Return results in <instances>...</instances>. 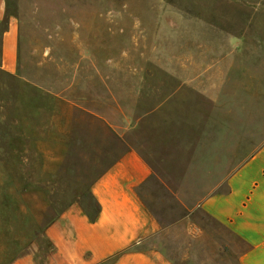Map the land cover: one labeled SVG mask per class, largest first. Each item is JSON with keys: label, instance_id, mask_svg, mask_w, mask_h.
Returning <instances> with one entry per match:
<instances>
[{"label": "rangeland", "instance_id": "rangeland-1", "mask_svg": "<svg viewBox=\"0 0 264 264\" xmlns=\"http://www.w3.org/2000/svg\"><path fill=\"white\" fill-rule=\"evenodd\" d=\"M5 2L19 63L0 76V259L31 242L43 253L63 203L92 208L91 182L125 149L109 115L134 123L154 172L143 196L172 224L145 246L238 264L244 245L199 205L264 145V0Z\"/></svg>", "mask_w": 264, "mask_h": 264}, {"label": "crops", "instance_id": "crops-1", "mask_svg": "<svg viewBox=\"0 0 264 264\" xmlns=\"http://www.w3.org/2000/svg\"><path fill=\"white\" fill-rule=\"evenodd\" d=\"M18 63L19 24L0 0V76L15 77ZM29 93L45 95L43 99L51 94L36 86ZM106 117L105 124L125 149L89 186L97 205L95 218L76 201L63 203L66 208L44 227L47 249L40 253L31 242L6 264H178L159 248L145 246L172 224L161 226L143 196L154 172L147 156L131 143L127 125L134 123ZM199 209L244 245L238 264H264V145L228 177L224 192L204 198Z\"/></svg>", "mask_w": 264, "mask_h": 264}, {"label": "trees", "instance_id": "trees-1", "mask_svg": "<svg viewBox=\"0 0 264 264\" xmlns=\"http://www.w3.org/2000/svg\"><path fill=\"white\" fill-rule=\"evenodd\" d=\"M89 195H90V193H89ZM90 200H91V203H92V208L90 207V208H88V207H86V206H84V205H82V204H80L81 205V207L83 208V210H84V212L87 214V216L89 217V218H91V219H94L95 218V216H96V213H97V205L95 204V201L93 200V198L91 197V195H90ZM62 210H64V208L62 209ZM61 210V211H62ZM60 211V212H61ZM60 212H58L51 220H49L47 223H46V225L49 223V222H51ZM45 225V226H46ZM44 226V227H45ZM44 227H43V229H42V232H41V237L45 240V238H44V236H43V230H44ZM45 242H46V244H47V241L45 240ZM47 247H48V244H47ZM47 249V248H46ZM45 249V250H46ZM19 251H21V250H19ZM19 251H17V252H19ZM17 252H15L14 254H12V256H10V257H6V258H2V259H0V264H6ZM2 260V261H1ZM99 264H109V260H106V261H103V262H101V263H99Z\"/></svg>", "mask_w": 264, "mask_h": 264}]
</instances>
